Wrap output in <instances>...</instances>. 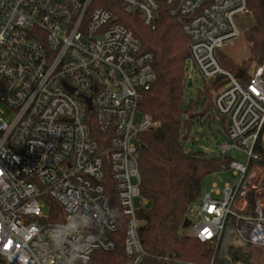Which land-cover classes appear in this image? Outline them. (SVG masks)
Here are the masks:
<instances>
[{"label": "built area", "instance_id": "built-area-1", "mask_svg": "<svg viewBox=\"0 0 264 264\" xmlns=\"http://www.w3.org/2000/svg\"><path fill=\"white\" fill-rule=\"evenodd\" d=\"M165 3L189 39L186 78L199 71L214 86L212 115L225 130L219 155H246L245 163L228 158L238 180L205 190L182 230L217 248L231 214L238 240L264 255V185L248 182L264 173L250 170L264 128V61L244 80L219 58L240 36L235 17L248 14L249 0ZM158 9L157 0H0V264H86L95 251L117 248L121 218L124 253L143 263L137 211L148 200L137 141L157 122L139 102L156 74L152 53L118 17L151 24ZM249 191L253 213L236 212ZM52 200L62 221L48 220Z\"/></svg>", "mask_w": 264, "mask_h": 264}, {"label": "trees", "instance_id": "trees-1", "mask_svg": "<svg viewBox=\"0 0 264 264\" xmlns=\"http://www.w3.org/2000/svg\"><path fill=\"white\" fill-rule=\"evenodd\" d=\"M159 9L156 20L143 22L137 14L122 13L118 20L137 36L144 51L152 53L156 79L143 91L139 109L157 122L151 129L139 134L137 141L141 194L149 205L137 211L140 220V238L146 256L142 264H166V257L194 261L200 264H257L254 249L249 242L237 237V218L229 215L218 241L214 244L200 242L182 230L190 205L204 193L208 175L228 170L230 159L220 155L206 156L203 151H187L183 147L192 125L207 121L212 116L213 88L205 83L199 92V100L184 104L186 84L185 62L189 57V39L182 30V22L169 14L165 0H157ZM249 15L253 22L243 30L248 46V59L237 60L219 52L221 63L231 72L245 70L247 79L252 70L264 61V0H249ZM196 108V113L192 108ZM200 107V110H199ZM264 128L250 170L259 167L264 171ZM246 213H253L255 199L247 194ZM55 216L48 220L62 221L64 213L55 201L49 203ZM125 226L121 225L115 239L117 248L111 251H95L86 264H131L123 250ZM262 252V251H261ZM263 255V252H262ZM258 264H264L263 259Z\"/></svg>", "mask_w": 264, "mask_h": 264}, {"label": "rangeland", "instance_id": "rangeland-1", "mask_svg": "<svg viewBox=\"0 0 264 264\" xmlns=\"http://www.w3.org/2000/svg\"><path fill=\"white\" fill-rule=\"evenodd\" d=\"M237 25L241 30L240 36L230 40L224 46L223 51L226 55L237 59H248V46L247 42L243 37V30L253 22V17L251 15H237L235 17ZM206 81L198 72L193 73L191 78H186L185 91H184V104L189 105V101L199 100V92L203 89ZM200 110V107H199ZM196 108H192V112L196 113ZM138 117L141 116L138 114ZM196 122L192 125L189 133L185 139L182 140L183 147L187 151L199 152L203 151L206 156L219 155V141L223 139L224 136V124L217 114H213L211 118L207 121ZM263 143H264V133H263ZM226 158H233L240 163H245L246 155L239 150H231L225 156ZM253 170V169H252ZM238 176L234 173L233 169L223 170L210 174L205 179V189L209 190L214 184L217 185L219 189L223 191L227 184L234 185L238 180ZM248 182L257 186L264 185V173L259 170H255V174L248 176ZM248 193H251L249 191ZM247 193V194H248ZM252 194V193H251ZM223 195V192H222ZM149 205V202H148ZM245 202L243 198H239L236 203L234 210L239 213H245L244 208ZM188 234V233H187ZM254 262L260 263L263 259L261 250L254 249Z\"/></svg>", "mask_w": 264, "mask_h": 264}, {"label": "water", "instance_id": "water-1", "mask_svg": "<svg viewBox=\"0 0 264 264\" xmlns=\"http://www.w3.org/2000/svg\"><path fill=\"white\" fill-rule=\"evenodd\" d=\"M248 15H249V12H248ZM244 73H245V70H244V69H240V70L236 73V77H237V78H242V76L244 75ZM220 85H221V84H220ZM189 224H190L189 219H188V218H185L182 227H183V228H187V227L189 226Z\"/></svg>", "mask_w": 264, "mask_h": 264}]
</instances>
